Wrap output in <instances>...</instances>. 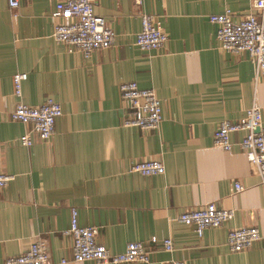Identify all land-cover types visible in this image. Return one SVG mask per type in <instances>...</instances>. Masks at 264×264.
Wrapping results in <instances>:
<instances>
[{
	"label": "crops",
	"instance_id": "crops-1",
	"mask_svg": "<svg viewBox=\"0 0 264 264\" xmlns=\"http://www.w3.org/2000/svg\"><path fill=\"white\" fill-rule=\"evenodd\" d=\"M55 2L19 0L10 9L0 0V173L12 175L0 188V264L36 239L46 243L49 264H99L73 261L71 238L62 233L72 208L112 253L143 242L149 263L118 264H264L260 241L240 251L226 244L233 227L255 226L264 234V188L239 148L244 132L230 134V151L213 145L219 123L238 120L253 103L264 129V72L255 75L247 52L222 49L217 24L208 19L229 8L238 20L251 11L252 0H142L140 6L95 0V14L115 37L88 58L52 38ZM141 13L155 15L167 34L161 48L136 46ZM15 73L26 74L20 97ZM126 81L152 88L161 100L157 128L123 125L132 115L119 91ZM48 97L62 110L53 134L26 147L19 137L29 127L10 113L18 102L38 105ZM147 159H159L165 172L128 171ZM235 182L242 190H234ZM209 202L233 209V217L200 236L177 220ZM164 238L173 251L163 250Z\"/></svg>",
	"mask_w": 264,
	"mask_h": 264
},
{
	"label": "built area",
	"instance_id": "built-area-1",
	"mask_svg": "<svg viewBox=\"0 0 264 264\" xmlns=\"http://www.w3.org/2000/svg\"><path fill=\"white\" fill-rule=\"evenodd\" d=\"M95 0H56L50 14L54 21L52 38L57 43H64L68 51H79L88 58L97 49L110 47L114 43V31L106 19L94 12ZM140 6L142 0H134ZM8 7L15 9L19 0H7ZM259 16V17H258ZM210 22L217 24L216 40L225 51L237 55L247 52L252 62L255 75L264 72V0H252L251 11L245 16L234 19V12L226 8L223 12L210 14ZM140 30L136 34L135 44L143 51L161 48L167 40L155 15L140 14ZM25 73L13 75L14 94L21 96V82ZM120 96L124 99L132 115L123 120L125 126H136L142 129H155L162 119L161 100L152 88H140L134 81L122 82L119 86ZM62 113L60 104L48 97L41 104L29 105L18 102L10 113L12 120L21 122L29 128L19 137L22 145L29 147L34 140H46L54 131L55 120ZM261 109L256 103L251 104L245 115L236 121L222 120L213 132V145L230 151L233 144L230 134L244 132L238 142L248 162L255 168L264 188V129L259 127ZM129 172L144 176L159 175L165 172V166L159 159L140 160L128 167ZM12 175L0 173V188L11 180ZM239 182L234 183V190H242ZM234 210L217 206L209 202L203 206L182 211L177 220L186 225H193L200 236L205 228L217 227L233 217ZM64 235L72 241L73 261L93 260L99 264H118L123 262L149 263L150 256L143 242L131 241L122 252L112 253L96 240L97 228L79 224L77 210L71 209L69 226L63 230ZM155 242V238H152ZM260 241L264 246V234L255 226L230 228L226 244L231 251H240L253 242ZM166 252L173 251L170 238L161 242ZM64 262V261H62ZM4 264H49V255L44 240L36 239L30 243L24 253L10 256ZM166 264H183L181 260H169Z\"/></svg>",
	"mask_w": 264,
	"mask_h": 264
},
{
	"label": "water",
	"instance_id": "water-1",
	"mask_svg": "<svg viewBox=\"0 0 264 264\" xmlns=\"http://www.w3.org/2000/svg\"><path fill=\"white\" fill-rule=\"evenodd\" d=\"M258 130H259V128L256 129V131H258Z\"/></svg>",
	"mask_w": 264,
	"mask_h": 264
}]
</instances>
